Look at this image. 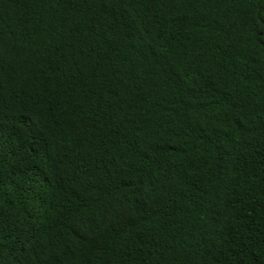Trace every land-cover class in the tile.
Instances as JSON below:
<instances>
[{"label":"trees","instance_id":"1","mask_svg":"<svg viewBox=\"0 0 264 264\" xmlns=\"http://www.w3.org/2000/svg\"><path fill=\"white\" fill-rule=\"evenodd\" d=\"M0 264H264V0H0Z\"/></svg>","mask_w":264,"mask_h":264}]
</instances>
